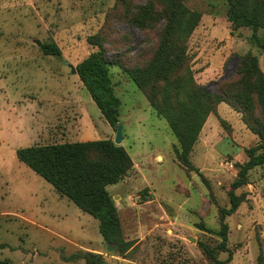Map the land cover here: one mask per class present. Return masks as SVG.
<instances>
[{
    "label": "rangeland",
    "instance_id": "rangeland-1",
    "mask_svg": "<svg viewBox=\"0 0 264 264\" xmlns=\"http://www.w3.org/2000/svg\"><path fill=\"white\" fill-rule=\"evenodd\" d=\"M182 1L201 15L187 43L197 84L214 94L245 90L249 79L243 86L241 69L250 53L264 76V51L255 40V35L264 40V29L234 25L228 0ZM145 5L161 10L157 0H0V260L86 264L69 258L85 250L120 255L107 251L99 220L60 198L16 151L63 142L57 133H68L69 125L66 141L76 140L80 118L84 140L115 138L116 129L72 68L99 49L91 37L126 68L145 65L162 29L161 22L153 29L133 23ZM44 45H55L61 54H46ZM110 76L122 102L121 145L134 166L108 187L119 212L120 238L132 244L124 260L109 264H213L208 249L221 261L231 256L225 264H264V165L249 171L247 184L236 190L241 204L225 220L229 252L220 251L221 210L230 209L240 166L260 143L238 110L245 105L231 98L215 107L188 170L179 161L180 144L169 123L150 104L151 90L139 89L118 66L110 67ZM249 99L262 122L258 94L250 91Z\"/></svg>",
    "mask_w": 264,
    "mask_h": 264
},
{
    "label": "trees",
    "instance_id": "trees-1",
    "mask_svg": "<svg viewBox=\"0 0 264 264\" xmlns=\"http://www.w3.org/2000/svg\"><path fill=\"white\" fill-rule=\"evenodd\" d=\"M160 9L148 5L142 6L140 14L133 23L140 28L153 29L161 22L159 43L152 58L143 66L126 68L119 61L107 57L103 46L89 39L93 47H98L76 66L77 75L86 91L99 108L105 121L117 131L120 123L122 102L116 95L110 76V67L118 66L131 78L141 90H151L148 97L151 106L158 115L164 117L180 144L179 161L191 170L189 156L197 143L207 118L215 107L233 98L245 107V123L260 137V143L248 152L249 160L240 166L237 179L231 186L230 209L220 213L223 242L221 252L227 248L229 226L226 218L235 213L241 198L236 190L246 185L248 173L264 165V76L258 67V59L248 54L243 67L242 85L245 90L235 93L214 94L197 84L189 63L188 40L199 24L201 15L187 7L182 0H157ZM229 20L238 27L253 28L254 32L264 29V0H228ZM258 46L264 51V40L255 35ZM48 55L59 56L60 49L55 45H44ZM251 62V64L248 63ZM250 78H253L251 80ZM250 91L258 94L262 122L252 111L249 99ZM160 95L161 99H157ZM16 155L36 174L50 183L62 196L67 197L82 211L99 220L100 233L106 244L117 246L120 256L131 247V243L120 238V218L118 208L108 187L118 184L132 170L134 163L122 145L113 139L86 142H66L49 145H33L19 148ZM216 250H206V256L213 264H225ZM85 260L86 264H109L105 256L99 253L82 252L71 256ZM0 264H12L9 260H0Z\"/></svg>",
    "mask_w": 264,
    "mask_h": 264
},
{
    "label": "crops",
    "instance_id": "crops-1",
    "mask_svg": "<svg viewBox=\"0 0 264 264\" xmlns=\"http://www.w3.org/2000/svg\"><path fill=\"white\" fill-rule=\"evenodd\" d=\"M78 76V75H77ZM79 77V76H78ZM103 117V116H102ZM65 119V121L66 122H68V119L65 117L64 118ZM91 121V119H89V122ZM93 122V121H92ZM68 123H70V122H68ZM91 123V122H90ZM79 126L78 127H80V132H79V134H77L76 135V140H73V141H68V142H70V143H73V142H86V140H84V132H85V127H84V125H83V122H82V119L80 118L79 119V124H78ZM69 127H70V129L69 130H71L72 128H73V126L72 125H69ZM67 130H68V128H67ZM69 130L67 131L68 133H57V135H59L60 137H61V140L63 141V142H60V143H66L67 141H66V139L69 137V136H71V134H69ZM112 130V129H111ZM113 131V130H112ZM112 136H114V134H112ZM109 138H111V137H109ZM81 139V140H80ZM113 140H114V137L112 138ZM50 184V183H49ZM56 190V189H55ZM56 192H57V194H58V196L60 197V198H67V197H65V196H62L57 190H56ZM68 199V198H67ZM69 200V199H68ZM69 201H71V200H69ZM72 202V201H71ZM73 203V202H72ZM78 207V206H77ZM79 208V207H78ZM84 212V211H83ZM86 213V212H85ZM99 225H100V223H99ZM104 243H105V241H104ZM95 250H97L98 252H102V250H101V248H98V249H95ZM83 252H86V250L85 251H83ZM122 256H120V255H118V256H112V255H107V254H105V259H106V261L108 262V263H112L114 260H112V259H115V260H120V261H122V260H124V259H122L121 258ZM119 261V262H120ZM114 262H116V261H114ZM117 264H118V262H117ZM120 264V263H119Z\"/></svg>",
    "mask_w": 264,
    "mask_h": 264
},
{
    "label": "water",
    "instance_id": "water-1",
    "mask_svg": "<svg viewBox=\"0 0 264 264\" xmlns=\"http://www.w3.org/2000/svg\"><path fill=\"white\" fill-rule=\"evenodd\" d=\"M38 45H41V42L38 41ZM72 73L73 74H77V70L76 68H72ZM123 125L121 123L118 124L117 126V131H116V135H115V138H114V142L115 144L117 145H121L122 144V141H123ZM117 249V246H112L111 244H107V251L108 252H112L114 250Z\"/></svg>",
    "mask_w": 264,
    "mask_h": 264
}]
</instances>
